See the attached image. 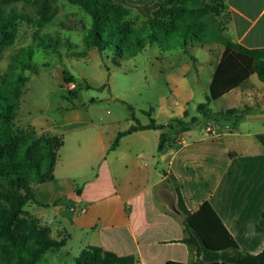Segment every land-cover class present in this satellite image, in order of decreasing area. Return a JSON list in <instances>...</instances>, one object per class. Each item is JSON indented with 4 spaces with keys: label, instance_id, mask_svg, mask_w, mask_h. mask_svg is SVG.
I'll return each instance as SVG.
<instances>
[{
    "label": "crops",
    "instance_id": "obj_1",
    "mask_svg": "<svg viewBox=\"0 0 264 264\" xmlns=\"http://www.w3.org/2000/svg\"><path fill=\"white\" fill-rule=\"evenodd\" d=\"M226 2L229 36L245 48L264 50V0ZM220 60L221 56L217 64ZM168 80L177 84V75L172 73ZM176 94L178 107H162L153 118L157 123L188 121L193 92L178 89ZM220 100L227 102L226 109L250 110L237 125L222 123L208 130L204 122L176 133L162 151H158L160 132L153 129L123 136L111 149L118 133L131 124L121 129L122 118L103 114L94 120L93 111L72 105L61 123L50 128L49 134L63 137L64 144L54 179L35 187L42 205L31 204L28 212L52 232L55 229L57 236L61 230L70 235L68 241L79 236V253L98 246L118 256H133L135 264H194L198 257L181 242L186 232L185 216L177 206L178 187L189 211L194 213L209 202L242 251L261 252L264 80L254 74L216 101ZM72 132L82 137L68 143ZM82 207L85 212H79ZM66 254L74 264L78 254L72 250Z\"/></svg>",
    "mask_w": 264,
    "mask_h": 264
},
{
    "label": "trees",
    "instance_id": "obj_2",
    "mask_svg": "<svg viewBox=\"0 0 264 264\" xmlns=\"http://www.w3.org/2000/svg\"><path fill=\"white\" fill-rule=\"evenodd\" d=\"M79 6L91 17L83 44L104 53L112 48L120 59L136 55L148 45L163 42L169 49L181 46L191 56L189 48L211 42L224 46L221 60L214 72L206 101L197 110L208 126L237 125L250 110L229 108L213 111L210 104L242 85L250 76L264 80V50L248 49L229 36L230 10L224 0H162L141 25L131 18V9L120 0H65ZM56 0H0V55L11 45L21 22L34 26V36L41 47L57 52L59 39L40 31L56 15ZM31 7L32 14L28 9ZM33 47L22 48L16 64L23 71L38 72L33 65ZM30 81L24 73L13 72L0 82V264H39L49 252L61 250L70 235L61 230L57 237L52 229L26 209L31 204L42 205L36 199L35 187L54 179L59 151L64 144L61 136L44 133L52 127L47 120L38 130L23 133L15 130V119L21 97ZM68 81V80H67ZM72 82V81H69ZM78 97L73 95L71 99ZM132 108V107H131ZM151 116V113L148 112ZM187 117V113L184 115ZM199 116L188 121L174 119L159 124L150 117L148 124L137 119L119 132L111 149L123 136L139 130L160 132L158 151L179 134L200 122ZM37 136V137H36ZM178 210L185 216L186 237L181 240L195 252L194 264H264V248L257 254L242 251L209 202L198 211L186 207L176 187ZM45 206V205H43ZM264 218V212L262 213ZM133 256H118L98 246H87L74 258V264H135ZM167 264H183L170 261Z\"/></svg>",
    "mask_w": 264,
    "mask_h": 264
},
{
    "label": "rangeland",
    "instance_id": "obj_3",
    "mask_svg": "<svg viewBox=\"0 0 264 264\" xmlns=\"http://www.w3.org/2000/svg\"><path fill=\"white\" fill-rule=\"evenodd\" d=\"M120 1L130 7L131 18L137 25H141L152 14L156 3L162 0ZM53 6L56 15L40 31V35L57 37V52L41 47L35 39L34 26L21 22L14 42L0 55V82L2 77L13 72L30 77L21 97L15 130L25 134L34 128L38 130L47 120L54 124L61 123L72 105L93 111L96 115L94 120L103 114L122 118L120 128L126 129L134 119L145 124L150 121V117L156 118L162 107L169 105L177 108L178 89L193 92L188 105L189 119L193 116L201 117L197 106L206 101L218 65L216 59L222 56L224 46L214 42L204 46L194 45L189 48L191 56L196 59L193 61L181 46L169 49L165 43L160 42L146 46L136 55L120 59L112 48L101 54L96 48L84 46L83 36L91 26V17L79 6L65 0H56ZM28 9L32 14L31 7ZM26 47L34 48L32 62L37 68L36 73L23 71V67L15 62L19 51ZM172 73L177 75L175 85L178 89L168 80ZM77 93L78 97L71 99ZM227 107L224 100L210 104L213 111L220 108L225 110ZM202 123L204 120L201 117L196 127ZM50 128H46L44 133L49 134ZM108 131L105 130L106 133ZM81 134L70 133L68 143L77 142ZM26 209L32 211L31 206ZM52 236L57 237L55 229ZM80 248L81 241L76 236L61 250L49 252L39 264H73L66 253L72 250L77 255ZM52 257H56L55 260H50Z\"/></svg>",
    "mask_w": 264,
    "mask_h": 264
},
{
    "label": "built area",
    "instance_id": "obj_4",
    "mask_svg": "<svg viewBox=\"0 0 264 264\" xmlns=\"http://www.w3.org/2000/svg\"><path fill=\"white\" fill-rule=\"evenodd\" d=\"M207 128H208V130L211 129L210 126H207ZM72 210L76 211V209H72ZM85 211H86L85 207H82V208L79 209V212H85Z\"/></svg>",
    "mask_w": 264,
    "mask_h": 264
},
{
    "label": "water",
    "instance_id": "obj_5",
    "mask_svg": "<svg viewBox=\"0 0 264 264\" xmlns=\"http://www.w3.org/2000/svg\"><path fill=\"white\" fill-rule=\"evenodd\" d=\"M177 134L179 133V131L176 132Z\"/></svg>",
    "mask_w": 264,
    "mask_h": 264
}]
</instances>
